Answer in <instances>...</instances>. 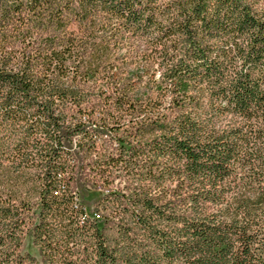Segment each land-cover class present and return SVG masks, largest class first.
Returning a JSON list of instances; mask_svg holds the SVG:
<instances>
[{"label": "trees", "instance_id": "1", "mask_svg": "<svg viewBox=\"0 0 264 264\" xmlns=\"http://www.w3.org/2000/svg\"><path fill=\"white\" fill-rule=\"evenodd\" d=\"M0 264H264V0H0Z\"/></svg>", "mask_w": 264, "mask_h": 264}, {"label": "rangeland", "instance_id": "2", "mask_svg": "<svg viewBox=\"0 0 264 264\" xmlns=\"http://www.w3.org/2000/svg\"><path fill=\"white\" fill-rule=\"evenodd\" d=\"M24 250L25 251H29V252H31L34 255L38 254L37 248L33 245L32 240L29 239V238L26 239L25 242H24Z\"/></svg>", "mask_w": 264, "mask_h": 264}]
</instances>
